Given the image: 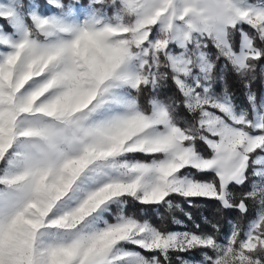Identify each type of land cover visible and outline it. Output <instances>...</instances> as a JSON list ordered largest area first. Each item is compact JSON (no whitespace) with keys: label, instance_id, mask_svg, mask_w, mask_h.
I'll return each instance as SVG.
<instances>
[{"label":"snow or ice","instance_id":"1","mask_svg":"<svg viewBox=\"0 0 264 264\" xmlns=\"http://www.w3.org/2000/svg\"><path fill=\"white\" fill-rule=\"evenodd\" d=\"M262 61L264 0H0V264H264Z\"/></svg>","mask_w":264,"mask_h":264},{"label":"trees","instance_id":"2","mask_svg":"<svg viewBox=\"0 0 264 264\" xmlns=\"http://www.w3.org/2000/svg\"><path fill=\"white\" fill-rule=\"evenodd\" d=\"M88 0H81V3L87 4ZM210 50L214 53L215 49L211 48ZM224 61L218 62V69H217V81L214 84V90L217 93H221L225 87V84L227 86V89L229 92L233 94V98L235 103H237L240 106L246 107L247 101L245 99V89L243 87V84L239 80V78L231 71L229 68L225 73V81L221 82L219 80V65L223 64ZM262 65H264V61L261 62ZM252 91L257 93L258 98L261 95H264V76L261 75L259 71V67L256 72V80L252 82ZM151 95L150 90H146L144 93V96L142 97V103L146 102V99ZM160 98H165L167 96L172 95H178L175 93V87L172 85L171 81H169L165 86L162 87L160 90ZM202 178H210V177H202ZM195 207L189 206V204L184 201L180 197H174L173 198V204H179L180 207L176 208L173 207L172 209L167 208V206H161L157 209L156 206H141V205H135L134 208L129 209L130 212H138L141 215H144L146 218L150 220L155 226L160 227L164 226L168 230H173L176 228H179V226L172 223L173 218L179 219L184 221V223L188 226V229H192V222L187 219L185 216V213H192L193 220H195L197 223L201 224V228L204 230H208L210 227L209 225H205L203 223V217H207L212 222H218L221 229V235L223 233H226L228 230V221L234 220L235 222H239L242 225L245 223V220L241 217V214L238 213L235 210H225L221 209L220 205L217 202H214L212 200H206V199H196L194 201ZM254 211V209H253ZM184 258H193V259H200V253L193 252L188 254H183ZM177 264L175 260V256H173V263Z\"/></svg>","mask_w":264,"mask_h":264},{"label":"rangeland","instance_id":"3","mask_svg":"<svg viewBox=\"0 0 264 264\" xmlns=\"http://www.w3.org/2000/svg\"><path fill=\"white\" fill-rule=\"evenodd\" d=\"M232 221H234V220H232ZM234 222H235V221H234ZM228 228H229V227H228ZM173 230H183V229L179 227V228H176V229H173ZM227 231H228V230H227ZM227 231H226V232H227ZM185 259H190V260H191V259H193V258H185ZM195 260H199V259H195ZM173 264H175V262H174Z\"/></svg>","mask_w":264,"mask_h":264}]
</instances>
